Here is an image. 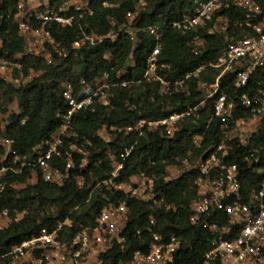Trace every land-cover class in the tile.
I'll list each match as a JSON object with an SVG mask.
<instances>
[{
  "label": "built area",
  "instance_id": "obj_1",
  "mask_svg": "<svg viewBox=\"0 0 264 264\" xmlns=\"http://www.w3.org/2000/svg\"><path fill=\"white\" fill-rule=\"evenodd\" d=\"M3 2L0 0V8ZM137 2L136 11L127 14L125 24L116 29V20L109 18L114 28L108 33L98 34L91 30L88 23L95 15L91 0H18L14 23L25 43V51L15 56L14 61H0V74L17 72L10 83L15 87L31 83L41 75V72L34 70L25 75L21 64L23 58L37 57L48 64L53 62L49 47L55 51L59 47L50 29L53 25L65 29L79 25V37L73 44L75 50L97 47L107 41L116 42L123 34L131 36L134 41V35L139 33L149 35L155 46L150 49L147 69L140 80L126 79V71L118 72L116 78L110 71H105L93 82L81 79L79 86L70 81L63 82L61 90L66 108L56 114L59 128L50 140L35 146L32 154L19 155L12 139H0L3 151L0 154V195L7 191L10 174H27L28 183L33 185L39 179L63 185L76 168L79 170L75 176L76 185L84 189L91 155L74 129L75 116L84 110H94L97 106L111 108L119 89L156 83L160 86L162 97L173 93L190 96L188 85L193 83L201 98L195 107L162 120H138L127 127L103 126L98 136L106 144L113 143L118 135H137L132 147L125 148L121 153L122 160H118L110 150L107 151L113 169L108 178L98 181L95 186L105 187L126 199L105 205L95 226L77 233L70 243L59 239L60 230L71 223L67 220L54 232L43 229L39 237L15 247L6 258L0 259V264H102L103 253L108 252L114 244L125 243L124 231L130 221L127 199L149 205L165 202V197L156 193L155 177L147 172L132 176L126 183L119 182L127 158L139 146L146 132L163 128L167 139L172 140L185 119H199L201 113L206 111L204 127L209 130L213 125H218L223 136L221 142L205 150L206 137L195 135L192 145L199 156L169 167L164 180L174 181L186 172L196 175L194 186L197 198L191 204L189 222L193 225L203 223L213 236L211 249L202 264H264V165H261L259 150L251 146V140L264 129V73L260 74L264 72V0H194L192 10L184 17L143 28L134 27L133 24L139 12L147 6V0ZM226 11L240 12L242 19L231 24L222 14ZM167 30L184 36L193 35L191 46L196 57L204 55L208 49L207 39L201 33L222 39L225 47L215 60L202 64L193 72L169 79L160 73L169 66L161 64L159 60L161 41ZM106 59L112 60V57L107 54ZM231 74L234 76L233 93L230 95L222 89V83ZM238 139L244 147H250L245 158L247 170L260 177L248 198L242 192L239 165L229 161V143ZM217 213L226 216V225L207 221ZM24 216L25 212L17 213L12 218L11 212L4 210L0 230L8 228L13 221L22 220ZM181 247L182 241L176 236L164 240L162 236L155 235L147 253L137 251L131 260L123 264H173ZM46 251L53 254L52 259L48 258Z\"/></svg>",
  "mask_w": 264,
  "mask_h": 264
},
{
  "label": "trees",
  "instance_id": "obj_2",
  "mask_svg": "<svg viewBox=\"0 0 264 264\" xmlns=\"http://www.w3.org/2000/svg\"><path fill=\"white\" fill-rule=\"evenodd\" d=\"M137 3V0H91L95 10V15L88 20L91 30L98 34L108 33L114 28L109 18L116 20L118 29L126 23L127 14L136 11ZM17 5L18 0H4L0 8V61H14L15 56L25 51V43L14 23ZM193 5L194 0H147V6L139 12L133 26L143 28L178 20L187 15ZM222 14L227 16L231 24L241 20L243 16L242 13L234 11ZM78 26L77 24L73 29H65L53 25L50 28L55 44L59 45L57 51L49 47L53 58L51 64L37 57L23 58L21 64L25 75L30 70L41 72L31 83L15 87L0 79V139H12L13 147L19 155L32 154L35 146L50 140L57 132L59 125L56 114L66 108L61 90L63 82L70 81L79 86L81 79L86 78L93 82L105 71H110L113 78L121 71L128 72L126 79L143 78L150 49L155 46L149 35L138 34L141 45L137 50L134 49L133 38L125 34L116 42L107 41L97 47L75 50L73 44L80 33ZM201 35L206 37L208 49L204 55L196 57L191 46L193 35L184 36L167 30L161 41L162 54L159 60L161 64L169 66V69L160 73L172 79L215 60L225 47L223 40L204 33ZM107 54L112 60L106 59ZM233 76H227L222 83V89L230 95L233 93ZM188 86L190 96L173 93L171 96L162 97L160 86L156 83L119 89L111 108L97 106L94 110H84L76 115L74 129L91 155L89 173L86 174L87 185L84 189H79L75 182L78 168L73 170L70 179L63 185L39 179L36 184H29L21 190H18V185L27 182L29 176L10 174L7 191L0 195V222L6 209L11 212L12 218L23 212L25 216L18 222L13 221L8 228L0 230V259L6 258L15 247L39 237L43 229L52 233L67 220L71 223L60 230L59 239L61 242L70 243L77 233L95 226L105 205L125 200L123 195L95 186L98 181L108 178L113 169L107 151L110 150L118 160H122L121 153L125 148L132 147L137 135H118L113 143L106 144L98 136V132L103 126L127 127L138 120L158 121L175 113L186 112L190 107H195L201 98L195 84L189 83ZM15 101L19 106V114H11V106ZM5 116L9 117V121L3 126L2 118ZM201 116L199 119H185L172 140L167 139L163 128L146 132L139 146L127 158L119 182L126 183L132 176L147 172L155 177L156 193L165 197V202L161 205H149L127 199L130 221L124 231L125 243L114 244L108 252L103 253L102 264H123L131 260L137 251L147 253L155 235L162 236L164 240L170 236L181 239L182 247L173 264L203 263L205 255L211 249L213 236L203 223L193 225L189 222L191 204L197 198L194 186L196 175L186 172L174 181L164 180L169 167L199 156V152L192 145L195 135L206 137L205 150L221 142L223 136L219 126L213 125L211 129H205L203 119L207 116V111L201 113ZM229 145V161L239 165L242 192L248 198L260 181V177L247 170L245 158L250 147H244L239 139ZM252 145L259 150L263 166L264 129L251 140ZM0 153H3L1 146ZM60 166L64 168L62 163ZM217 214L210 216L207 221L226 225V216Z\"/></svg>",
  "mask_w": 264,
  "mask_h": 264
},
{
  "label": "rangeland",
  "instance_id": "obj_3",
  "mask_svg": "<svg viewBox=\"0 0 264 264\" xmlns=\"http://www.w3.org/2000/svg\"><path fill=\"white\" fill-rule=\"evenodd\" d=\"M134 38H135V40H134V43H135V50H137L138 48H139V46L141 45V40L138 38V35H134ZM16 73L17 72H15V71H12L11 73H9V74H0V78L2 79V80H5V82H7V83H11L12 82V77H14L15 75H16ZM212 74H210V76H211ZM209 76V77H210ZM15 113H20V110H19V106H18V104H17V102L15 101L13 104H12V106H11V114H15ZM2 125L3 126H6L7 125V123H8V121H9V117L8 116H5V117H3L2 118ZM1 154V153H0ZM29 185V183H28V181L27 182H25V183H23V184H19L18 185V190H21V189H24L26 186H28Z\"/></svg>",
  "mask_w": 264,
  "mask_h": 264
},
{
  "label": "crops",
  "instance_id": "obj_4",
  "mask_svg": "<svg viewBox=\"0 0 264 264\" xmlns=\"http://www.w3.org/2000/svg\"><path fill=\"white\" fill-rule=\"evenodd\" d=\"M46 255L48 256V258L52 259L53 254L50 251H46Z\"/></svg>",
  "mask_w": 264,
  "mask_h": 264
}]
</instances>
